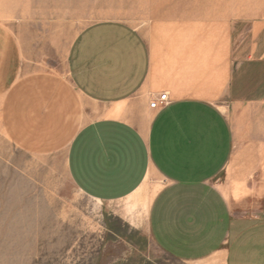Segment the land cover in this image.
<instances>
[{
    "label": "crops",
    "instance_id": "1",
    "mask_svg": "<svg viewBox=\"0 0 264 264\" xmlns=\"http://www.w3.org/2000/svg\"><path fill=\"white\" fill-rule=\"evenodd\" d=\"M245 7L225 35L102 21L66 50L0 23V124L174 261L264 264V0Z\"/></svg>",
    "mask_w": 264,
    "mask_h": 264
},
{
    "label": "rangeland",
    "instance_id": "2",
    "mask_svg": "<svg viewBox=\"0 0 264 264\" xmlns=\"http://www.w3.org/2000/svg\"><path fill=\"white\" fill-rule=\"evenodd\" d=\"M253 1L186 6L189 0H0V23L11 33L27 25L39 47L47 41L66 50L82 30L102 21L127 23L151 39L158 24L196 18L198 24H224L225 35L230 22L246 17L238 9L246 5L248 12ZM51 36L58 38L50 43ZM0 264L182 263L113 218L108 206L83 197L62 154H28L0 124Z\"/></svg>",
    "mask_w": 264,
    "mask_h": 264
},
{
    "label": "built area",
    "instance_id": "3",
    "mask_svg": "<svg viewBox=\"0 0 264 264\" xmlns=\"http://www.w3.org/2000/svg\"><path fill=\"white\" fill-rule=\"evenodd\" d=\"M168 104V98H167V94H164L162 96H160L158 99L154 100V102H152L150 104L151 108H158L161 106H166Z\"/></svg>",
    "mask_w": 264,
    "mask_h": 264
},
{
    "label": "bare ground",
    "instance_id": "4",
    "mask_svg": "<svg viewBox=\"0 0 264 264\" xmlns=\"http://www.w3.org/2000/svg\"><path fill=\"white\" fill-rule=\"evenodd\" d=\"M204 1H206V0H204ZM197 2H201V0H197ZM207 2V1H206Z\"/></svg>",
    "mask_w": 264,
    "mask_h": 264
}]
</instances>
